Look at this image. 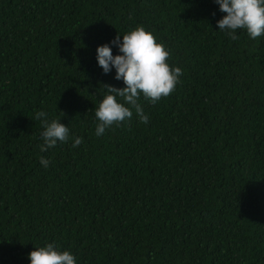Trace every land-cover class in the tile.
I'll list each match as a JSON object with an SVG mask.
<instances>
[{"label": "trees", "instance_id": "16d2710c", "mask_svg": "<svg viewBox=\"0 0 264 264\" xmlns=\"http://www.w3.org/2000/svg\"><path fill=\"white\" fill-rule=\"evenodd\" d=\"M223 15L214 0H0V264L52 242L76 264H264V36L230 39ZM137 26L181 83L140 98L147 124L133 110L97 136L103 86L124 85L96 49L119 55ZM37 111L67 143L39 150Z\"/></svg>", "mask_w": 264, "mask_h": 264}, {"label": "clouds", "instance_id": "9594fccd", "mask_svg": "<svg viewBox=\"0 0 264 264\" xmlns=\"http://www.w3.org/2000/svg\"><path fill=\"white\" fill-rule=\"evenodd\" d=\"M214 3L224 13L217 21V28L226 32L230 39H239L234 34L237 30L245 31L253 40L264 36V0H214ZM111 44L118 47L120 54L114 56L108 44L99 46L96 49L97 65L104 74L115 69L114 79L122 81L124 87L103 86L108 94L95 108L97 136L103 135L106 129L114 125L119 127L123 122L130 121L133 110L139 122L147 124L149 117L144 113L140 98L156 105L175 92L183 75L180 67H172L168 63L170 50L157 42L153 33L143 26H137L122 37L117 35ZM33 119L40 120L43 128V143L38 145L41 152L55 147L58 142H68L69 129L60 123V119L49 120L48 114L43 111H37ZM82 143L83 138H75L72 147L76 148ZM39 162L45 168L50 163L44 157ZM28 260L30 264H76V257L69 251H60L55 242L35 248L28 254Z\"/></svg>", "mask_w": 264, "mask_h": 264}]
</instances>
